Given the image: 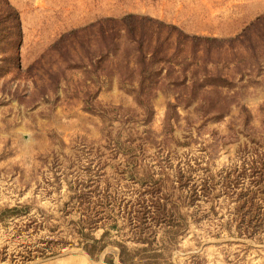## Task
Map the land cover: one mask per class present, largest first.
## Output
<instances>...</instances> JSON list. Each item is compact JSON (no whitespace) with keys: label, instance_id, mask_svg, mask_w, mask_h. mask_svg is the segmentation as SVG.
I'll return each instance as SVG.
<instances>
[{"label":"rangeland","instance_id":"1","mask_svg":"<svg viewBox=\"0 0 264 264\" xmlns=\"http://www.w3.org/2000/svg\"><path fill=\"white\" fill-rule=\"evenodd\" d=\"M128 15L222 41L210 90L137 101L93 73L98 21ZM119 246L128 264H264V0H0V264H119Z\"/></svg>","mask_w":264,"mask_h":264},{"label":"trees","instance_id":"2","mask_svg":"<svg viewBox=\"0 0 264 264\" xmlns=\"http://www.w3.org/2000/svg\"><path fill=\"white\" fill-rule=\"evenodd\" d=\"M88 28L92 30L95 26L92 24ZM97 30L100 41H103L104 51L99 58L93 56L92 58L93 54L87 52L88 63L93 67L92 72H97L99 66L95 64L102 61L106 68L103 71L102 66L101 76L105 77V80L116 78L120 87L130 90V94L137 101L147 100L161 88L169 90H176L178 87L189 88L190 93L176 92L181 98H193L198 90L205 88L210 90L211 86H205L199 81L201 76L199 72L204 70L201 65L205 67L212 63L211 55L222 49V41L188 36L173 25L137 15H128L120 20L102 19L98 21ZM154 30L157 31L155 38L152 37ZM77 32L79 30L64 34L54 44L55 49L65 47L68 44L67 40L70 37L75 38ZM173 34L176 41L171 43L170 37ZM122 37L125 39L120 40ZM249 42V37L245 38V35L229 40L225 46L226 52H232L236 47L249 48ZM110 60H116L118 64L109 66ZM187 73H192V78H188ZM173 93L175 95V92ZM208 105L217 107L216 102H209ZM210 111L224 113L228 112V108H216ZM125 254V249L119 246V264L129 263ZM106 264L111 262L106 261Z\"/></svg>","mask_w":264,"mask_h":264},{"label":"crops","instance_id":"3","mask_svg":"<svg viewBox=\"0 0 264 264\" xmlns=\"http://www.w3.org/2000/svg\"><path fill=\"white\" fill-rule=\"evenodd\" d=\"M61 262H63V264H70L71 263V259L62 260Z\"/></svg>","mask_w":264,"mask_h":264}]
</instances>
